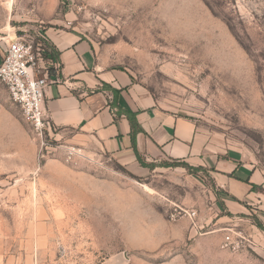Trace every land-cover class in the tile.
I'll list each match as a JSON object with an SVG mask.
<instances>
[{"label": "rangeland", "instance_id": "rangeland-1", "mask_svg": "<svg viewBox=\"0 0 264 264\" xmlns=\"http://www.w3.org/2000/svg\"><path fill=\"white\" fill-rule=\"evenodd\" d=\"M51 28L87 40L258 183L226 203L208 165L134 167L72 130L35 129L0 81V264H264V0H0V52ZM228 232L246 244L223 247Z\"/></svg>", "mask_w": 264, "mask_h": 264}, {"label": "crops", "instance_id": "crops-1", "mask_svg": "<svg viewBox=\"0 0 264 264\" xmlns=\"http://www.w3.org/2000/svg\"><path fill=\"white\" fill-rule=\"evenodd\" d=\"M44 38L52 48L47 66L57 77L44 91L53 128L72 130L73 140L91 141L134 167L139 164L135 150L143 161L169 158L208 165L228 195L221 198L226 203L230 197H252L251 184L259 175L251 166L239 163L229 150L213 151L190 119L158 106L126 73L102 65L87 40L54 28ZM129 115L140 127L134 135Z\"/></svg>", "mask_w": 264, "mask_h": 264}, {"label": "built area", "instance_id": "built-area-1", "mask_svg": "<svg viewBox=\"0 0 264 264\" xmlns=\"http://www.w3.org/2000/svg\"><path fill=\"white\" fill-rule=\"evenodd\" d=\"M38 37L19 34L5 39L3 51L0 52V81L7 87L11 100L20 106L26 120L35 129L41 130L51 128L44 106V91L57 81V77H52L53 68L45 65L50 54L48 58L44 54L49 53L50 49L45 40ZM246 241L239 232L236 236L228 232L222 245L239 250Z\"/></svg>", "mask_w": 264, "mask_h": 264}, {"label": "trees", "instance_id": "trees-1", "mask_svg": "<svg viewBox=\"0 0 264 264\" xmlns=\"http://www.w3.org/2000/svg\"><path fill=\"white\" fill-rule=\"evenodd\" d=\"M46 44L48 45V48L50 49V52L49 53H45L44 55H45V58L47 57L48 58V54H51V50H52V48H51V46H50V44H48L47 42H46ZM50 57V56H49ZM130 116V122H131V125H132V133H133V135L136 133V131L138 130V129H140V127L138 126V124H137V122H136V120L134 119V117L133 116H131V115H129ZM135 153H136V156H137V160H138V162L141 164V165H143V160L141 159V156L138 154V152L135 150ZM177 165V164H176ZM251 186H252V189H253V187L255 186V184H251Z\"/></svg>", "mask_w": 264, "mask_h": 264}]
</instances>
